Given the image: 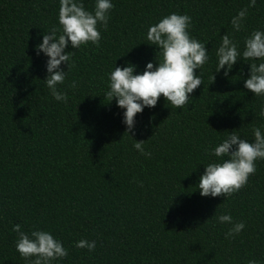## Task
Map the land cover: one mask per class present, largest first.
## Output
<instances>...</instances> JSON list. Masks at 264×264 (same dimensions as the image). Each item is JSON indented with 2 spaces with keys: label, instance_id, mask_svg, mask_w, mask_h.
I'll use <instances>...</instances> for the list:
<instances>
[{
  "label": "trees",
  "instance_id": "obj_1",
  "mask_svg": "<svg viewBox=\"0 0 264 264\" xmlns=\"http://www.w3.org/2000/svg\"><path fill=\"white\" fill-rule=\"evenodd\" d=\"M93 12L96 0H77ZM108 28L97 25L99 47L73 52L56 101L48 89L44 53L36 54L53 26L59 0H0V264H31L16 251L21 231H46L68 255L51 264H264V159L231 197H203L197 185L205 166L222 162L209 152L235 132L249 143L253 129L264 134L258 114L264 96L244 88L249 64L241 58L224 75L216 51L228 34L244 50L250 34L264 32V0H111ZM247 14L240 31L231 20ZM172 13L191 17L189 34L205 44L203 83L188 106L176 109L162 96L135 116L127 133L124 109L108 103L115 67L156 66L158 48L147 30ZM59 35V33H58ZM212 76L214 81L212 82ZM76 87L72 88V82ZM144 140L147 157L133 145ZM244 229L225 238L232 224ZM95 241L94 251L79 249Z\"/></svg>",
  "mask_w": 264,
  "mask_h": 264
},
{
  "label": "clouds",
  "instance_id": "obj_2",
  "mask_svg": "<svg viewBox=\"0 0 264 264\" xmlns=\"http://www.w3.org/2000/svg\"><path fill=\"white\" fill-rule=\"evenodd\" d=\"M256 0H250V7L255 6ZM58 23L48 34L43 35L42 42L36 46V54L41 52L48 57L46 70L48 75L45 83L56 101H67V95L58 90L57 85L63 84L66 71L60 68L62 63L67 68L73 52H65L70 44L73 49H79L89 43L99 47L101 34L97 25L106 31L108 28L109 11L113 8L111 0H96L93 12L85 10L77 0H59ZM247 9H242L231 20L232 28L240 31ZM191 17L172 13L163 17L158 23L148 28L146 39L148 44L158 48L156 53L159 60L156 66L152 62L146 64L142 74H134L135 65L115 67L109 74L108 88L105 96L110 103L113 98L117 107L124 109L123 123L125 132L133 133L135 116L145 107H155L162 96L176 109L188 106L190 94L202 83L200 75L196 74L208 61V50L205 44L192 38L189 34ZM59 33V35H58ZM222 43L216 51L218 58L216 72L224 69L227 76L229 70L241 58L245 61H264V32L255 30L244 41L241 53L238 45L228 34L221 37ZM214 76H212V82ZM70 87L75 88L73 81ZM244 88L255 96H264V62L249 64V75L244 80ZM264 117V106L258 114ZM254 142L249 143L235 132L209 152L217 158L227 157L222 162H212L205 166L199 178L197 188L203 197H231L239 192L248 181L250 175L256 172V161L264 159V134L260 128L253 129ZM133 147L142 155L151 156L144 150V140L136 141ZM219 223L232 224L225 233V238H234L245 227L243 221L233 223L232 217L222 214L217 217ZM12 231L18 234L15 244L16 251L25 260L32 257L31 264H51L52 261L68 255L60 241L46 231H33L31 235L21 231L19 224ZM79 249L94 251L95 241L80 240L75 245ZM248 264H257L249 260Z\"/></svg>",
  "mask_w": 264,
  "mask_h": 264
}]
</instances>
